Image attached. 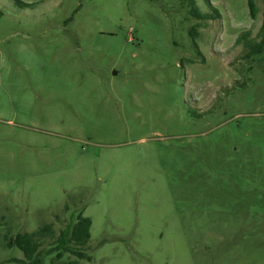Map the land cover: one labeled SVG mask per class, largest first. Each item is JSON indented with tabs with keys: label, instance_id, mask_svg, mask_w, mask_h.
<instances>
[{
	"label": "rangeland",
	"instance_id": "obj_1",
	"mask_svg": "<svg viewBox=\"0 0 264 264\" xmlns=\"http://www.w3.org/2000/svg\"><path fill=\"white\" fill-rule=\"evenodd\" d=\"M195 1L0 0V264H264V0Z\"/></svg>",
	"mask_w": 264,
	"mask_h": 264
},
{
	"label": "trees",
	"instance_id": "obj_2",
	"mask_svg": "<svg viewBox=\"0 0 264 264\" xmlns=\"http://www.w3.org/2000/svg\"><path fill=\"white\" fill-rule=\"evenodd\" d=\"M186 1L189 6V12L192 16L200 20H211L215 19L217 15L203 12L197 6L195 0H182ZM207 5H210V0H205ZM248 7L250 15L253 19L257 18L258 14V6L256 0H248ZM198 24L193 25L190 28V34L196 42V38L198 37ZM262 30L264 31V18L262 24ZM250 32L243 33L237 39L238 43L243 42L246 46L250 47V52H248L249 56L253 54L260 53L264 51V36L258 42H254L250 40L248 37ZM91 226L92 219L88 216L84 215V211H80L77 214L75 220L69 222L65 229L61 230L60 234L57 237L56 246L50 249L49 253H55L56 259H62L63 254L68 252L73 256L78 257V259H85L88 257L87 253L83 251L82 247H85L91 238ZM55 234L54 227L51 223H46L40 226L34 232H27L24 234H17L12 242V238L9 239L15 247H18L24 254V259H20V263L24 264H42L43 259L42 255V245L41 240ZM10 245V246H13ZM67 264H79L77 260H71Z\"/></svg>",
	"mask_w": 264,
	"mask_h": 264
}]
</instances>
